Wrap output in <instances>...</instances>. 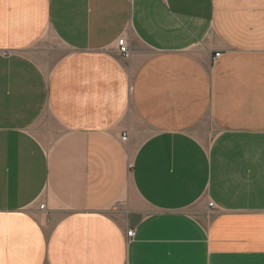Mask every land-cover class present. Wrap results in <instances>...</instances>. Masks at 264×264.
<instances>
[{"label": "crops", "instance_id": "0c3cea01", "mask_svg": "<svg viewBox=\"0 0 264 264\" xmlns=\"http://www.w3.org/2000/svg\"><path fill=\"white\" fill-rule=\"evenodd\" d=\"M0 264H264V0H0Z\"/></svg>", "mask_w": 264, "mask_h": 264}, {"label": "built area", "instance_id": "2783aa9c", "mask_svg": "<svg viewBox=\"0 0 264 264\" xmlns=\"http://www.w3.org/2000/svg\"><path fill=\"white\" fill-rule=\"evenodd\" d=\"M116 46H117L118 51L120 52V54L123 57H126V58L129 57V55H130L129 46H128V44H127V42L125 41L124 38H122V37L118 38L117 41H116ZM214 56L215 57L219 56V53H215ZM121 140L122 141L127 140V134L126 133L122 134ZM43 206L44 205H41L40 208H43ZM208 206L212 207L213 206L212 202H209ZM134 234H135V232H134L133 229H128L127 232H126L127 237H130V238L133 237Z\"/></svg>", "mask_w": 264, "mask_h": 264}, {"label": "rangeland", "instance_id": "374dc122", "mask_svg": "<svg viewBox=\"0 0 264 264\" xmlns=\"http://www.w3.org/2000/svg\"><path fill=\"white\" fill-rule=\"evenodd\" d=\"M205 141H208V140H205ZM208 203H209V202H207V204H206L207 207H208ZM41 205H43V204H40V206H41ZM208 208H209V207H208ZM209 211H213V210L209 208ZM211 214H213V213L211 212Z\"/></svg>", "mask_w": 264, "mask_h": 264}]
</instances>
